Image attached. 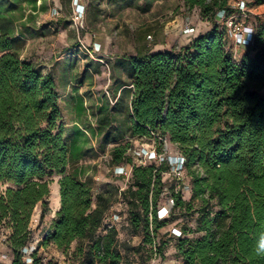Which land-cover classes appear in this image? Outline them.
<instances>
[{"label": "trees", "instance_id": "16d2710c", "mask_svg": "<svg viewBox=\"0 0 264 264\" xmlns=\"http://www.w3.org/2000/svg\"><path fill=\"white\" fill-rule=\"evenodd\" d=\"M36 1L0 0V183L8 185L0 190V228L8 231L10 264H58L38 257V250L53 246L67 254L73 244L83 256L77 264H124L118 246L122 222L142 237L150 258L161 261L167 243L158 232L177 219V211H191L194 201L200 204L195 229L200 236L189 239L185 227L180 237L167 233L180 264H264V27H256L238 62L226 49L230 38L218 18L235 13L230 0H183L211 30L179 52L147 50L120 58L128 84L115 90L112 97L118 98L105 111L110 123L122 117L110 142L154 138L159 145L153 148L161 153L165 138L176 147L166 155L181 156L184 173L175 178L167 163L135 165L127 143L111 150L108 164L124 182L113 170L131 166L125 189L109 185L94 193L82 163L91 151L86 131L96 130L75 124L65 133L51 75L20 58L24 39L16 22L23 6L36 11ZM98 126L102 133L104 126ZM104 134L109 141L110 130ZM53 174L60 176V207L26 255L35 208L41 205V219L47 214L45 178ZM167 180L173 205L160 218ZM117 198L126 206L124 219L112 210ZM111 212L119 217L113 226L107 222Z\"/></svg>", "mask_w": 264, "mask_h": 264}, {"label": "rangeland", "instance_id": "374dc122", "mask_svg": "<svg viewBox=\"0 0 264 264\" xmlns=\"http://www.w3.org/2000/svg\"><path fill=\"white\" fill-rule=\"evenodd\" d=\"M242 1L246 6L240 12L238 4ZM76 4L82 7L78 19L75 17V12L78 11ZM230 5L236 12V22L242 26L253 30L264 27V0H230ZM23 8V18L16 22V31H21L24 39L20 58L31 62L41 73L51 75L56 85L58 108L65 133H69L75 123L82 129L96 130L94 135L86 131L87 148L91 151L82 163L89 169L94 193L109 185L125 189L128 179L124 182L114 177L108 167L111 150L128 143L130 156L137 159L135 151L157 148L159 143L154 138L145 137H125L116 143L110 142L116 138L115 133H118V123L122 117H113L110 123L104 120L105 111L118 98V95L115 99L112 97L115 90L128 84L124 62L119 63L120 60L116 58H129L136 52H145L155 47L179 52L193 39V36L183 33L185 26L196 30L203 27L205 31H209L210 23L201 17L198 10L190 11L185 8L183 0H77V3L75 0H37L36 11L27 6ZM196 33L193 35H198ZM225 46L234 59L241 61L245 54L244 48L235 46L230 39L225 40ZM261 95L264 96V89ZM98 125L101 129L104 126L102 133H99ZM108 125L111 126L110 136L109 141H105L104 133L109 131ZM175 150L174 145H168L167 152ZM59 179L60 176L56 174L45 178L50 189L48 210L43 219L40 218L41 205L34 210L26 255L37 247L54 216L55 187ZM185 182L188 183V178ZM170 183L169 180L166 181L165 192L159 199L160 215H164L170 205ZM7 187L8 185L0 183L1 191ZM189 197L188 194L184 195L186 200ZM199 206V201H194L191 211H177V219L158 232V239L167 243L165 258L161 261L150 258L149 250L141 246L142 237L127 229L122 222L118 225V246L123 263L175 264L176 261L180 264L174 254L175 242L169 240L167 233L172 228L185 227L188 238L197 239L200 236L195 233ZM112 210L122 214L121 218L124 219L126 206L121 199L117 198L113 202ZM7 237L8 231L1 227L0 264H10L13 260V254L6 245ZM37 256L58 264H77L83 259L79 255L77 244H73L67 254L48 246L39 249Z\"/></svg>", "mask_w": 264, "mask_h": 264}, {"label": "built area", "instance_id": "2783aa9c", "mask_svg": "<svg viewBox=\"0 0 264 264\" xmlns=\"http://www.w3.org/2000/svg\"><path fill=\"white\" fill-rule=\"evenodd\" d=\"M77 3V0H75ZM239 6V11L242 12L243 8L246 6L245 2L242 1ZM77 10L75 12V17L78 19L79 15L82 12V7L76 4ZM232 8V7H231ZM233 9V8H232ZM234 10V9H233ZM236 13V12H235ZM235 13L232 16H229L228 18L225 17V13L221 12L218 14V18L220 22H222L226 26L228 37L231 39L233 44L235 46H238L240 48L243 47H249L253 43V37H254V30L251 27H245L236 22L235 19ZM195 32L194 27L185 26L183 33L188 36H193V33ZM148 39H151V36L147 37ZM162 145H163V152L158 153L154 148L153 149H141L138 152H134L137 159L133 158V163L135 165H146L149 162H155L157 164L167 163L170 167V171L172 175L175 178L180 179L184 173V159L179 155H173V156H167V140L160 139ZM131 171V166L124 165L121 167H117L113 170L115 175H119L124 177L125 179H128ZM185 190H188V187H185ZM169 206L167 208V211H165V214L169 211V209L173 205V201H169ZM164 214V215H165ZM164 215H160V218H162ZM119 220V217L116 213L111 212L107 218V222L110 226H113L117 221ZM170 234L172 236L180 237L181 232L177 228H172L170 231ZM24 253H27V249L24 250ZM156 259V257L154 258ZM175 264L177 262L175 261Z\"/></svg>", "mask_w": 264, "mask_h": 264}, {"label": "crops", "instance_id": "0c3cea01", "mask_svg": "<svg viewBox=\"0 0 264 264\" xmlns=\"http://www.w3.org/2000/svg\"><path fill=\"white\" fill-rule=\"evenodd\" d=\"M195 32H197L198 35H200V34L205 33L206 31H205V29L203 27H198L197 30L195 29ZM198 35H194L193 38H195ZM161 51H165V49L163 47H155L154 49L151 50L152 53H154V52H161ZM243 51H245V50L243 49ZM120 58L121 57H117L116 59H120ZM55 188H56V192H55V199H56V201L54 203V214L59 210V207H60V198H59V188H58V185Z\"/></svg>", "mask_w": 264, "mask_h": 264}, {"label": "clouds", "instance_id": "9594fccd", "mask_svg": "<svg viewBox=\"0 0 264 264\" xmlns=\"http://www.w3.org/2000/svg\"><path fill=\"white\" fill-rule=\"evenodd\" d=\"M262 247H264V245H262Z\"/></svg>", "mask_w": 264, "mask_h": 264}]
</instances>
